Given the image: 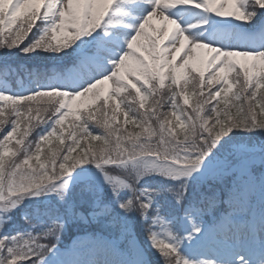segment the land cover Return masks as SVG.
I'll list each match as a JSON object with an SVG mask.
<instances>
[{"label":"snow or ice","instance_id":"snow-or-ice-1","mask_svg":"<svg viewBox=\"0 0 264 264\" xmlns=\"http://www.w3.org/2000/svg\"><path fill=\"white\" fill-rule=\"evenodd\" d=\"M0 133V264H264V0H0Z\"/></svg>","mask_w":264,"mask_h":264},{"label":"trees","instance_id":"trees-1","mask_svg":"<svg viewBox=\"0 0 264 264\" xmlns=\"http://www.w3.org/2000/svg\"><path fill=\"white\" fill-rule=\"evenodd\" d=\"M21 63H23V62L21 61ZM165 95H167V92L166 91H165ZM0 135H3V133H0ZM86 230H88V227L87 226H85L83 229H81V228H73L71 230V232L65 233V235H64V237L62 239V243L65 242L72 234H74V233H80V232H85Z\"/></svg>","mask_w":264,"mask_h":264},{"label":"rangeland","instance_id":"rangeland-1","mask_svg":"<svg viewBox=\"0 0 264 264\" xmlns=\"http://www.w3.org/2000/svg\"><path fill=\"white\" fill-rule=\"evenodd\" d=\"M179 62V61H178ZM87 238H90V236H88V237H86V238H80V239H78V240H84V239H87ZM106 239V238H105ZM77 240V241H78Z\"/></svg>","mask_w":264,"mask_h":264}]
</instances>
